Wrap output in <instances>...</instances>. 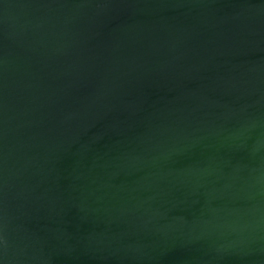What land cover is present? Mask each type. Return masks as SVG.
<instances>
[{
	"label": "water",
	"instance_id": "obj_1",
	"mask_svg": "<svg viewBox=\"0 0 264 264\" xmlns=\"http://www.w3.org/2000/svg\"><path fill=\"white\" fill-rule=\"evenodd\" d=\"M0 264H264V0H0Z\"/></svg>",
	"mask_w": 264,
	"mask_h": 264
}]
</instances>
